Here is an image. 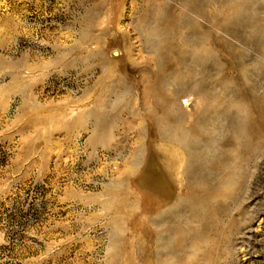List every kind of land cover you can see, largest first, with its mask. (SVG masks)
<instances>
[{
	"label": "rangeland",
	"instance_id": "obj_1",
	"mask_svg": "<svg viewBox=\"0 0 264 264\" xmlns=\"http://www.w3.org/2000/svg\"><path fill=\"white\" fill-rule=\"evenodd\" d=\"M0 264H264V0H0Z\"/></svg>",
	"mask_w": 264,
	"mask_h": 264
},
{
	"label": "bare ground",
	"instance_id": "obj_2",
	"mask_svg": "<svg viewBox=\"0 0 264 264\" xmlns=\"http://www.w3.org/2000/svg\"><path fill=\"white\" fill-rule=\"evenodd\" d=\"M179 92L176 90L175 92H174V94L175 95H177ZM235 137H233V138H237V140H236V145H237V147L239 146V140H238V138L239 137H242V136H240L238 133H235V135H234ZM171 141H173V143L171 144V146L169 147L170 148V151L171 152H177V154H173V153H171V154H173V155H176V157H177V161H176V163H177V167H178V169H179V171H180V169L184 166V164H185V159H184V154L182 153V152H180V151H178L177 149H179V148H177V145H176V143H175V141L172 139V138H169ZM195 139H196V137L193 135V138H192V144L195 142ZM178 143H180L181 144V142H178ZM193 151V150H192ZM214 157L215 158H217L218 156L217 155H214ZM152 160L150 161V163H154V158H151ZM179 171H178V175H179ZM190 172H191V176H192V180L190 181V183H191V187L194 189V190H197V193H199V190L197 189V187H196V184H195V182L196 181H199V179H198V176H200V173H198L197 171H196V169L195 168H192L191 170H190ZM146 174H144L142 177H141V179H139V183L142 185V186H150V187H153V185H152V183H150L151 181L150 180H147L146 179ZM208 181H206V183H205V186H204V190H207L208 188H206L207 186H208V183H207ZM197 195H195V196H193V199H194V203H193V207H192V215H191V219H189L188 217L187 218H185V222H184V224L185 225H188L187 224V222L190 220L191 221V225H198V224H201V222H203L204 220L200 217V209H201V206H202V203H201V198H199V196L198 197H196ZM199 198V199H198ZM169 199V198H168ZM178 201H180L178 198L177 199H175L174 201H171V202H169V200H168V205L164 208V210L163 211H161L158 215L159 216H161V215H163V214H165V213H167V212H170V210H172V212L174 211V210H177V205H178ZM221 209H218L217 208V212H215V215H216V217L217 216H219V214H221ZM176 212V211H175ZM156 219L157 218H154V221H156ZM158 224V223H157ZM182 225V224H181ZM256 229V227H250V229H249V231L250 232H252V231H254ZM253 233H251V235H252ZM198 245H194V248H193V251H192V253H194V251H196L198 248ZM252 252L249 250V249H247V254H249L250 256L249 257H251V254ZM191 255H193V254H191Z\"/></svg>",
	"mask_w": 264,
	"mask_h": 264
}]
</instances>
